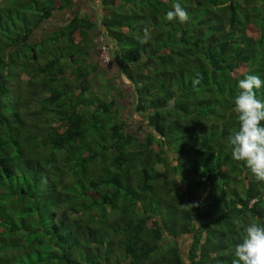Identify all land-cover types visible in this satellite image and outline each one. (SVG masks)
Returning a JSON list of instances; mask_svg holds the SVG:
<instances>
[{
	"label": "trees",
	"instance_id": "16d2710c",
	"mask_svg": "<svg viewBox=\"0 0 264 264\" xmlns=\"http://www.w3.org/2000/svg\"><path fill=\"white\" fill-rule=\"evenodd\" d=\"M95 32L128 80L107 101L84 96ZM245 74L264 80V0H0V264H232L264 224L227 144Z\"/></svg>",
	"mask_w": 264,
	"mask_h": 264
},
{
	"label": "clouds",
	"instance_id": "9594fccd",
	"mask_svg": "<svg viewBox=\"0 0 264 264\" xmlns=\"http://www.w3.org/2000/svg\"><path fill=\"white\" fill-rule=\"evenodd\" d=\"M166 19L184 23L189 16L182 5L176 2L167 12ZM151 38L147 27L143 29L142 36L136 37L141 45L147 44ZM199 83L200 78H194L193 86ZM261 87H264V80L256 75L245 74L238 81L239 94L234 98L233 110L239 128L227 138L231 158L243 162L257 182H264V101L256 96V90ZM168 104L171 106L172 101ZM233 254L235 258L232 264H264V224L251 223L245 226L244 235Z\"/></svg>",
	"mask_w": 264,
	"mask_h": 264
},
{
	"label": "rangeland",
	"instance_id": "374dc122",
	"mask_svg": "<svg viewBox=\"0 0 264 264\" xmlns=\"http://www.w3.org/2000/svg\"><path fill=\"white\" fill-rule=\"evenodd\" d=\"M94 1H97V0H94ZM79 4L82 5L83 7L82 9H84L85 11H89V12H93L94 10L99 11V9L91 3H89L88 5H84L82 3L76 2L73 7ZM69 14H70V11H67V9L56 11V13H54V15L49 20H46L41 23V26L39 27V29H37L36 36L40 37L44 33L50 31L51 29L56 27L59 23L64 21V19ZM93 25H94L93 28L95 29V24ZM92 34H93L92 36H93L94 42L92 40L91 42H93L94 45L91 46L90 56H91L92 61L97 62V69L94 72L90 71V73L88 74V76L86 77L84 81V96L91 101H98V100L107 101L109 99L108 97L110 96V93H114V90L111 89V87L110 88L107 87L106 78L107 77L111 78V82L115 84L116 86L120 85V79L124 83H128V80L125 77L120 76V75H119L120 77L119 78L115 74V68L113 67V65L111 66L110 64H108L109 56H108L107 48L100 41L101 38L99 36L96 37V32L95 34L94 33ZM95 39L97 42H95ZM42 58L40 57L39 61H41ZM122 88L124 89L125 93L123 96H119V99H120L121 104L127 105L126 102L128 100L129 95L126 94V90L128 87L124 88L122 86ZM32 103L34 102L30 103L31 106H32Z\"/></svg>",
	"mask_w": 264,
	"mask_h": 264
}]
</instances>
